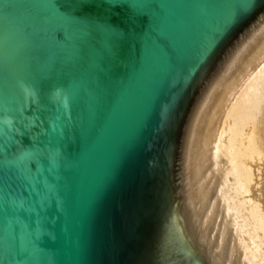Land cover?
Instances as JSON below:
<instances>
[{
    "label": "water",
    "instance_id": "water-1",
    "mask_svg": "<svg viewBox=\"0 0 264 264\" xmlns=\"http://www.w3.org/2000/svg\"><path fill=\"white\" fill-rule=\"evenodd\" d=\"M263 60L264 0H0V264H226L197 167Z\"/></svg>",
    "mask_w": 264,
    "mask_h": 264
},
{
    "label": "bare ground",
    "instance_id": "bare-ground-1",
    "mask_svg": "<svg viewBox=\"0 0 264 264\" xmlns=\"http://www.w3.org/2000/svg\"><path fill=\"white\" fill-rule=\"evenodd\" d=\"M208 124L196 178L204 203L214 196L220 205L206 203L220 207L215 213L205 203L207 214L210 219L222 209L224 218L220 212L216 217L223 222L229 216L222 226L232 228V236L230 230L227 234L236 243L234 252L245 264H264V60L215 101ZM211 185L213 195L208 194ZM226 232L218 235L219 248Z\"/></svg>",
    "mask_w": 264,
    "mask_h": 264
},
{
    "label": "rangeland",
    "instance_id": "rangeland-1",
    "mask_svg": "<svg viewBox=\"0 0 264 264\" xmlns=\"http://www.w3.org/2000/svg\"><path fill=\"white\" fill-rule=\"evenodd\" d=\"M210 176H211V174H210ZM211 186H213V187H211ZM211 186H210V188L212 189V191H211V189H210L208 194L213 195V194H214V193H213L214 185H211ZM210 195H209V196H210ZM209 196L207 195V197H209ZM207 197H206V198H207ZM206 198H205V200H206ZM210 198H212V199H210ZM210 198H207V199H208L207 201L209 202V201L212 200V201H211V204L214 203V204H212V206L220 205L219 201H216V204H215V200H216V199L214 200V198H215L214 196H210ZM213 200H214V202H213ZM217 200H219V199H217ZM207 201H205V203H206ZM217 202H218V203H217ZM206 204L209 205L210 203H206ZM211 204L209 205V207L211 206ZM212 206H211V210H210V208H208V209H209L210 211H214V212L216 213L215 210L218 211V210H219L218 208H219L220 206H218L217 209H215L216 207H215V208H214V207L212 208ZM220 209H221V208H220ZM221 211H222V209L219 211L220 213L218 212L219 215H218V213L215 214V213L213 212V213H212V214H213V216H212L213 218L211 217V218L209 219V220H210V224L212 223V224H211V228H212L213 226L217 228V231L215 230L216 228H214V229L212 228V229H213V233H214V235H215L214 237H215L216 244L218 243V241H219V239H220V236H218V235H221L222 233H224V232L227 231L226 234H224V235H225V237H226L225 239H226L227 241H229V242H226V240H224L223 242H224V243L226 242L227 245H228V244H231L233 247L230 246V245L227 246L226 243H225V246H224V244H222L223 242L221 243V245H220V251H221V253H223V251H224L223 254H224V260H225V263H226V264H245V263L243 262L242 258H240V256H241L240 253L237 252V251L234 252V251L236 250V248H237V247L234 246V245H236V243H235V242L233 243V242L230 240V237H228V234H227V233H228V230H230V229H232V228L226 230V228H224V227L222 226L223 223H224V221L229 220V216H228V217L225 216V219H224L223 222H222V221H221L222 218L220 219V217L223 216L224 212H223V211L221 212ZM217 215L220 216V217H219L220 220L217 218V217H218ZM210 216H211V215H210ZM214 216H215V217L217 216V217L215 218ZM226 217H227L228 219H226ZM223 218H224V216H223ZM215 219H216V220H215ZM218 220H219V221H218ZM213 224H214V225H213ZM216 224H217V225H216ZM220 226H221V227H220ZM218 227H219V228H218ZM222 227H223L224 229H222ZM220 228H221V229H220ZM214 230H215L216 234H215ZM225 230H226V231H225ZM222 231H224V232H222ZM218 232H222V233H219V234L217 235ZM231 232H232V230L229 231V234H230L229 236H232ZM226 235H227V236H226ZM216 237H217V239H216ZM231 239H233V238L231 237ZM231 242H232V243H231ZM233 244H234V245H233ZM218 245H219V244H218ZM221 246H222V247H221ZM223 246H224V247H223ZM229 246H230V247H229ZM222 248H223V249H222ZM226 248H227V250H229L228 248H230V249L232 250V252L229 253L228 251H226ZM231 250H230V251H231ZM226 252H228V253L225 254ZM232 253H234V254H232ZM229 254H231V255H229ZM236 254H238V255H237L236 258H234L233 256H234V255L236 256ZM226 255H229L230 258H229V256H226ZM231 256H232L233 258H232ZM238 256H239V257H238ZM227 257H228V258H227ZM226 259H227V261H226ZM228 259H230V263H227V262H229Z\"/></svg>",
    "mask_w": 264,
    "mask_h": 264
}]
</instances>
